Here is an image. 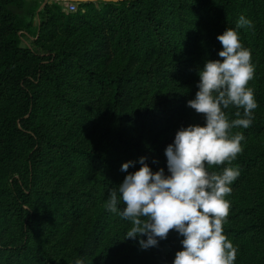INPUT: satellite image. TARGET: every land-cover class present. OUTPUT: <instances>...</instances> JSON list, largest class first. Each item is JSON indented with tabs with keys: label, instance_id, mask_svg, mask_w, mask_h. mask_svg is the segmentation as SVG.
Returning a JSON list of instances; mask_svg holds the SVG:
<instances>
[{
	"label": "trees",
	"instance_id": "16d2710c",
	"mask_svg": "<svg viewBox=\"0 0 264 264\" xmlns=\"http://www.w3.org/2000/svg\"><path fill=\"white\" fill-rule=\"evenodd\" d=\"M241 15L253 25L238 34L258 107L248 128L229 129L245 137L237 157L206 168L239 171L223 234L234 264H264V0L84 2L76 12L0 0V264H173L179 233L143 249L147 237L125 239L131 222L105 204L142 157L169 175L177 131L205 126L187 102Z\"/></svg>",
	"mask_w": 264,
	"mask_h": 264
},
{
	"label": "clouds",
	"instance_id": "9594fccd",
	"mask_svg": "<svg viewBox=\"0 0 264 264\" xmlns=\"http://www.w3.org/2000/svg\"><path fill=\"white\" fill-rule=\"evenodd\" d=\"M252 21L241 15L236 28H227L217 36L222 45L221 59L207 60L198 71L199 89L187 106L205 117V126L190 125L177 131L174 143L165 149L167 169L155 173L142 157L139 170L129 173L116 190L109 193L105 207L131 222L125 239L146 236L139 241L143 249L155 247L175 230L183 240V250L176 252L173 264H234L237 249L223 234V224L230 203L225 199L239 176L233 167L220 174L209 172L206 164L231 162L242 151L240 132L229 129L248 128L258 107L253 90L248 87L254 77L251 51L242 46L238 30L252 28ZM230 106L243 109V117L231 123L225 111ZM237 117L241 116L238 110ZM135 162L124 163L127 172ZM123 202L125 207L118 210ZM76 264H83L77 260Z\"/></svg>",
	"mask_w": 264,
	"mask_h": 264
},
{
	"label": "built area",
	"instance_id": "2783aa9c",
	"mask_svg": "<svg viewBox=\"0 0 264 264\" xmlns=\"http://www.w3.org/2000/svg\"><path fill=\"white\" fill-rule=\"evenodd\" d=\"M64 11L76 12L78 10V3L73 1H63Z\"/></svg>",
	"mask_w": 264,
	"mask_h": 264
},
{
	"label": "water",
	"instance_id": "95a60500",
	"mask_svg": "<svg viewBox=\"0 0 264 264\" xmlns=\"http://www.w3.org/2000/svg\"><path fill=\"white\" fill-rule=\"evenodd\" d=\"M67 1H73L77 2L78 4L84 3V2H105V3H118V2H123L127 0H67Z\"/></svg>",
	"mask_w": 264,
	"mask_h": 264
},
{
	"label": "rangeland",
	"instance_id": "374dc122",
	"mask_svg": "<svg viewBox=\"0 0 264 264\" xmlns=\"http://www.w3.org/2000/svg\"><path fill=\"white\" fill-rule=\"evenodd\" d=\"M43 4L45 5L46 3H53L54 1L61 3L63 6V1H67V0H42ZM36 25H39V21L35 22Z\"/></svg>",
	"mask_w": 264,
	"mask_h": 264
}]
</instances>
